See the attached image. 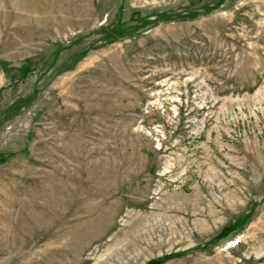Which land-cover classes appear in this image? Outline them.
I'll use <instances>...</instances> for the list:
<instances>
[{
  "label": "rangeland",
  "instance_id": "rangeland-1",
  "mask_svg": "<svg viewBox=\"0 0 264 264\" xmlns=\"http://www.w3.org/2000/svg\"><path fill=\"white\" fill-rule=\"evenodd\" d=\"M0 264H264V0H0Z\"/></svg>",
  "mask_w": 264,
  "mask_h": 264
}]
</instances>
